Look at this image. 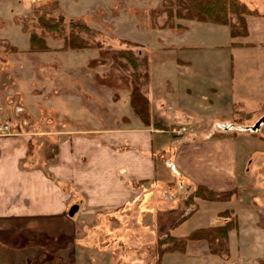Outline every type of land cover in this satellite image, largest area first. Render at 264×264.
<instances>
[{
    "label": "crops",
    "instance_id": "obj_1",
    "mask_svg": "<svg viewBox=\"0 0 264 264\" xmlns=\"http://www.w3.org/2000/svg\"><path fill=\"white\" fill-rule=\"evenodd\" d=\"M252 10L260 11L258 8ZM249 17L252 16L246 17L248 25ZM253 17H264V14ZM178 23L188 27L181 21ZM250 36L251 32L247 38H233L237 39L232 42L234 49L254 46ZM82 52L60 51L59 54L71 57ZM163 57L168 59L163 61L165 67L177 74L179 82L159 83L157 87L148 83L145 88L151 104L148 125L133 111L128 90L114 100L112 105L116 112L109 118L104 105L110 89L107 85L99 81L88 87L77 81H72L74 87L63 85L61 78L54 73H50L49 84L43 81L42 87L54 91L60 87L66 91L59 98L52 96L50 105L52 115L61 113L62 118L68 119L65 124L50 118L46 121L48 128H25L5 120L8 112L0 111V124L11 127L10 135L0 137V264H79L80 256L87 254V248L82 245L114 246L113 238L102 243L99 237H94L98 236L97 233L102 234L100 228L84 227L82 231L79 225L86 218L96 219L104 215L106 224L111 219L121 226V219H131L129 227L133 241L129 246L137 252L145 246L150 253L146 257H135L126 264H154V241L157 243L169 233L172 224L180 217V211L171 212L180 198L186 197L197 185L217 192L233 190L234 156L244 158L223 131H214L203 125L205 118L200 115L201 110L209 106L196 98L200 88L197 78L201 75L194 60H174L167 53ZM148 63L151 74L149 57ZM65 70L78 75L84 67L68 66ZM78 84L81 85L79 93L75 91ZM254 96L256 100L259 98L256 103L264 107V88ZM172 110L177 114L170 115ZM256 110L243 113L253 116ZM181 114L193 123L191 129L195 132L190 139L182 137L181 143L176 144L169 129L184 122L179 120ZM240 138L237 143L243 149L264 141L255 134ZM168 153H171L170 158L166 157ZM171 166L179 169L189 184L185 186V194L170 206L164 204L162 198L167 196L168 190H177L178 182L169 174ZM255 196L254 193L252 197ZM234 201L238 200L227 203L199 201L198 211L172 234L184 238L197 229L223 225L231 217H222L221 213L231 211L239 225L238 230L229 233L231 257L232 235L242 237L244 231L239 214L230 206ZM74 207L77 211L71 215ZM249 208V215L254 214L251 219L255 221L253 229L256 231L258 216L253 207ZM198 216H204V219L191 224L187 230L188 224ZM143 217L144 221H138ZM143 238L149 240L144 242ZM192 244L206 243L190 242L188 246ZM205 246L209 257L217 262H234L232 257L224 261L211 256ZM173 255L187 254H165L162 264Z\"/></svg>",
    "mask_w": 264,
    "mask_h": 264
},
{
    "label": "rangeland",
    "instance_id": "obj_2",
    "mask_svg": "<svg viewBox=\"0 0 264 264\" xmlns=\"http://www.w3.org/2000/svg\"><path fill=\"white\" fill-rule=\"evenodd\" d=\"M172 1L175 0H0V39L6 42V50L10 49V45H15L20 50L18 55L0 56L6 61L0 62V111L8 112V119L5 120L25 128H48L46 121L50 118L65 124L68 119L62 118L61 113L52 115L50 105L52 96L59 98L66 91L60 87L57 91L42 87L43 81L49 84L50 73H54V76L61 78L63 85H71L72 81H77L88 87L98 83L96 76L104 80L106 78V82L110 83L107 87L110 89L105 95L104 105L106 116L110 118L116 112L113 111L112 103L120 97L119 94L125 95L124 91H127L114 86L128 83L132 74L131 66L130 71L118 67L119 63H129L121 57L114 59L115 54L132 51L140 57L148 55L151 64L149 85L154 87L159 83L179 82L177 74L169 72L165 67L163 61L168 59H164L163 55L167 53L174 60H194L197 72L201 75L197 78L200 88L196 98L207 102L209 106L208 109L202 107L204 111L201 110L200 115L205 118L203 125L214 131H223L244 158L241 160L234 156L236 166L233 189L237 190L240 200L238 198L237 202L234 201L230 205L239 214L244 231L241 233L242 237L239 234L232 235V263L217 262L210 258L205 246L207 244H192L187 246V255L170 256L165 264H264V141L248 149H243L237 143V139H241L240 136L255 134L261 139L264 138V115L261 116L264 114V107L256 103L259 98H253L264 88V17L248 18L250 41L255 45L235 50L232 42L237 39L231 37L228 26L181 21L188 27L161 28L165 20V3ZM241 1L251 9L258 8L261 11H257L259 14H264V0ZM35 13H46L50 17L63 20L65 25L76 20L85 22L99 32L94 39L96 48L68 57L59 54L61 42L48 38L51 48L48 53L29 52V35L21 31L15 24V19L24 20L31 27L30 24L36 20ZM36 33L40 34L42 30L37 28ZM70 53L72 52L68 54ZM92 59L105 62V65L89 67ZM68 66H83L84 70L78 75L70 74L65 70ZM78 88H81L80 84L75 89L77 93L80 92ZM251 109H257L253 116L250 119H241L242 113ZM169 114L174 116L177 111L172 110ZM179 118L184 122L178 125H186L189 130L183 136L171 134L176 144L181 143L182 137L189 138L195 132L191 129L193 123L187 117L181 114ZM227 145L229 149L230 142ZM170 155L171 153H168L166 157L170 158ZM238 167L240 170H237ZM178 171L175 166L170 167V176L173 181L178 182L177 190H168L167 193L171 196L168 197L167 194L162 198L163 203H169L170 206L176 202V198L185 194V186L189 184ZM236 171L240 173L237 175ZM254 193L257 195L255 198L252 197ZM250 206L258 216L257 229H262L260 232L253 229L255 221L251 219L254 214L249 215ZM104 217L105 215L96 219L86 218L79 225L82 231L84 227L100 228L102 234L97 233L98 236L94 237H99V242L102 243L113 238L114 246L82 245L87 248V254L80 256L79 264H126L135 257L150 255L145 246H141L138 252L129 246L133 241V233L129 227L131 219H121L120 226L111 219L110 223L106 224ZM203 217L198 216L188 224L187 230L191 228V224H195L199 219L203 220ZM229 217L237 220L232 214ZM141 220L144 221V217L138 221ZM143 240L146 242L149 239ZM154 242L156 245V240Z\"/></svg>",
    "mask_w": 264,
    "mask_h": 264
},
{
    "label": "trees",
    "instance_id": "obj_3",
    "mask_svg": "<svg viewBox=\"0 0 264 264\" xmlns=\"http://www.w3.org/2000/svg\"><path fill=\"white\" fill-rule=\"evenodd\" d=\"M167 5V6H166ZM247 16H260V14L250 9L247 4L240 0H175L165 3V20L161 28H184L178 21H196L224 25L229 27L232 38H247L249 30L247 25ZM34 20L29 26L24 20L15 19V24L20 27L24 34L29 35V52L44 53L51 50L48 44V38L62 43L61 51H85L95 49L94 39L99 32L90 27L81 20L71 21L65 25L63 20L43 13H35ZM40 28L42 33L37 34L36 29ZM6 42L0 39V56L2 54H17L20 52L18 47L10 45L6 50ZM124 58L129 65L119 63L118 67L130 71L128 83L115 85L118 89H127L130 92V104L135 114L145 123L151 122V104L145 92L150 80L148 57H140L132 51L119 52L115 58ZM0 62H6L0 57ZM105 65V62L92 59L89 67ZM113 68V67H112ZM100 83L109 85L106 78L100 79ZM112 86V85H111ZM251 114L242 113L241 119H250ZM239 194L236 189L217 192L213 189L197 185L192 191L183 198H180L171 212L180 211V217L172 224L169 233L161 237L155 247L156 262L159 264L165 254L187 252V246L190 242H205L211 256L227 261L230 258L229 233L238 230V221L231 219L229 222L193 231L189 236L177 238L172 234L182 224H184L199 209V201L227 203L237 200ZM231 211L221 213L222 217H229Z\"/></svg>",
    "mask_w": 264,
    "mask_h": 264
},
{
    "label": "built area",
    "instance_id": "obj_4",
    "mask_svg": "<svg viewBox=\"0 0 264 264\" xmlns=\"http://www.w3.org/2000/svg\"><path fill=\"white\" fill-rule=\"evenodd\" d=\"M188 132V127L186 125H173L169 129V133L173 136H183ZM11 134V127L9 124L0 125V137L7 136Z\"/></svg>",
    "mask_w": 264,
    "mask_h": 264
},
{
    "label": "water",
    "instance_id": "obj_5",
    "mask_svg": "<svg viewBox=\"0 0 264 264\" xmlns=\"http://www.w3.org/2000/svg\"><path fill=\"white\" fill-rule=\"evenodd\" d=\"M260 124L257 125V127H259ZM77 211V207H74L71 211V215H73L75 212Z\"/></svg>",
    "mask_w": 264,
    "mask_h": 264
}]
</instances>
